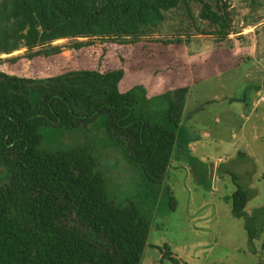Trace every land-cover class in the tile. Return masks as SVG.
Returning a JSON list of instances; mask_svg holds the SVG:
<instances>
[{"label": "rangeland", "instance_id": "1", "mask_svg": "<svg viewBox=\"0 0 264 264\" xmlns=\"http://www.w3.org/2000/svg\"><path fill=\"white\" fill-rule=\"evenodd\" d=\"M202 3L223 12L222 33V22L200 18ZM162 14V22L133 44L65 37L28 49L13 37L8 44L14 47L0 51V72L43 80L125 68L131 79L146 64L161 62L160 72L173 77L170 86L187 88L178 129L166 123L164 100L151 104L153 117L142 105L135 108L177 136L161 184L148 182L124 148L109 140L103 116L71 131L42 127L39 148L89 152L109 199L140 210L149 223L140 264H264V0H189ZM124 83L118 84L123 93L130 85ZM231 175L249 197L243 217L231 211ZM5 181L0 167V185Z\"/></svg>", "mask_w": 264, "mask_h": 264}, {"label": "trees", "instance_id": "2", "mask_svg": "<svg viewBox=\"0 0 264 264\" xmlns=\"http://www.w3.org/2000/svg\"><path fill=\"white\" fill-rule=\"evenodd\" d=\"M186 1L1 0L0 51H10L8 41L16 36L28 49L65 37L133 44L162 22L163 11ZM222 15L202 3L200 18L222 22L221 33ZM122 76L120 69L71 71L32 80L0 72V167L6 175L0 185V264H140L149 232L140 210L109 199L89 152L39 148L40 128L71 131L103 116L109 140L124 148L148 182L161 184L177 136L135 108L140 104L153 117L151 104L164 100L166 123L178 129L187 88L145 99L140 86L120 92ZM231 178V211L243 217L249 197Z\"/></svg>", "mask_w": 264, "mask_h": 264}, {"label": "crops", "instance_id": "3", "mask_svg": "<svg viewBox=\"0 0 264 264\" xmlns=\"http://www.w3.org/2000/svg\"><path fill=\"white\" fill-rule=\"evenodd\" d=\"M159 63L161 62L155 64V67L153 66L150 67L149 65L146 64L145 66L146 68L142 71L143 73L139 71L136 73L137 75L133 76L131 79L129 77L130 74L127 72V69L120 68V70L123 71V76L119 82V85L121 86V84H125L124 82L130 83L132 79L133 80L135 79L136 82L130 83V85L126 90L128 91L135 86H141L144 92L147 94L148 98H153L158 95L164 94L166 91L176 89V86L174 85L170 86V84L174 82V80L171 79L173 78L170 75L171 73L169 71L160 72ZM178 88H182V87L179 86Z\"/></svg>", "mask_w": 264, "mask_h": 264}, {"label": "water", "instance_id": "4", "mask_svg": "<svg viewBox=\"0 0 264 264\" xmlns=\"http://www.w3.org/2000/svg\"><path fill=\"white\" fill-rule=\"evenodd\" d=\"M175 259H176V257H175ZM177 260H178V259H177ZM178 263H179V264H183L180 260H178Z\"/></svg>", "mask_w": 264, "mask_h": 264}]
</instances>
